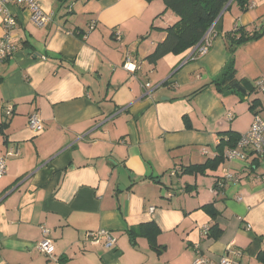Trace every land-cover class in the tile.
<instances>
[{
    "label": "crops",
    "instance_id": "0c3cea01",
    "mask_svg": "<svg viewBox=\"0 0 264 264\" xmlns=\"http://www.w3.org/2000/svg\"><path fill=\"white\" fill-rule=\"evenodd\" d=\"M234 3L206 54L186 62L189 50L155 64L145 58L177 21L162 0H41L52 14L44 27L32 24L29 11L10 8L16 52L0 62V264H191L198 255L210 264L221 257L264 264L257 260L264 250V158L253 167L225 152L215 171L182 173L215 157L218 133L241 136L255 115L264 119L259 90L242 97L261 103L242 130L232 117L239 97L208 85L231 56L225 34L264 29V0H249L244 13ZM260 36L231 47L236 79L252 87L264 80ZM127 53L138 67L133 73L122 68ZM32 114L39 132L27 128ZM208 204L215 219L203 209ZM148 222L160 230L161 255L127 234ZM214 224L218 239L208 236ZM42 228L53 259L36 249ZM105 229L116 239L111 250L87 236Z\"/></svg>",
    "mask_w": 264,
    "mask_h": 264
},
{
    "label": "trees",
    "instance_id": "16d2710c",
    "mask_svg": "<svg viewBox=\"0 0 264 264\" xmlns=\"http://www.w3.org/2000/svg\"><path fill=\"white\" fill-rule=\"evenodd\" d=\"M63 2L64 0H57ZM148 2L152 0H146ZM166 10L171 11L175 16L177 21L167 29H165V38L155 45L154 51L150 56L145 59L150 64L157 63L160 59L166 55H181L189 50H194L196 46L201 42L203 36L207 33L211 27L213 32L211 35V40L213 39V33L219 30L221 24V14L224 10L228 9L230 3L235 2L240 12H247L250 4L249 0H162ZM96 25V24H95ZM89 30V26H88ZM73 34L78 35L76 32ZM261 36L259 32H253L250 34L242 27H237L232 33L225 34L227 43L230 46V58L226 62L223 68H221L220 73L212 81H209V86L213 87L219 94H232L239 97L242 102V97L245 93H252L255 87L244 80H237L236 69H235V59L233 56L232 45H241L247 41L257 40ZM194 56H199L197 51H193L192 55L188 56L186 62H189ZM261 103L259 100H252L249 104V111L252 113H257L255 110ZM184 122L187 128H190V123L188 118H184ZM1 132V129H0ZM219 141L218 145L215 147V157L208 158L203 164L191 165L186 167L182 173L184 174H200L205 175L206 171H215L220 164H222L225 159L224 153L228 149L236 147L239 141V134L232 131L220 132L218 133ZM250 165L257 167L259 163V158H253L249 155ZM203 209L210 214V216L215 219L217 211L214 209L213 204H208L203 206ZM160 230L154 222H148L140 224L136 227L127 230V234L130 238L131 243L135 242L136 237H141L146 239L149 248L155 252L157 255L163 253L164 247L157 244V237ZM221 235V230L217 224L212 225L209 229V237L213 239H218ZM257 260L264 263V250L258 253Z\"/></svg>",
    "mask_w": 264,
    "mask_h": 264
},
{
    "label": "built area",
    "instance_id": "2783aa9c",
    "mask_svg": "<svg viewBox=\"0 0 264 264\" xmlns=\"http://www.w3.org/2000/svg\"><path fill=\"white\" fill-rule=\"evenodd\" d=\"M41 0H0V14L2 16L1 26L3 30V34L0 38V62H4L13 56L16 52V46L12 37V32L16 27V17L13 13H11L10 8H18L21 10H27L31 13V21L33 25L37 27H44L48 25V23L52 20V14L44 12L40 6ZM95 22H92L89 25V31L95 28ZM213 32V28L211 27L207 30V33L201 39V42L194 49L199 53V55H204L208 52L211 46V35ZM114 35L117 39H120L121 34L119 32H115ZM193 50V51H194ZM122 68L124 71H128L130 73L135 72L138 67L133 61L130 54H126L123 58ZM145 96L151 97V92H148V88L150 86L148 84H144ZM255 89L259 90V92L264 93V80L257 81L255 85ZM12 109L8 108L5 112L7 116H11ZM253 121L249 126V129L240 136L239 141L236 147L232 149H228L226 151V158L229 161L237 160L240 162H248L249 155H252L253 158H264V119L259 115H255L252 118ZM27 128L34 132H39L42 129V124L37 115L32 114L28 117ZM6 172L5 160L3 157H0V178ZM226 178L231 179L230 175H227ZM150 212L153 211V208L149 209ZM43 238L37 243L36 249L37 251L45 256L48 259H53L54 253V245L53 242L47 238L49 234V230L42 228ZM202 233L204 235L208 234V229L203 228ZM92 243H99L100 240L104 241V247L108 250H111L116 245V239L105 230H99L97 232H90L87 234ZM219 264H232L230 260L226 257H221L218 261ZM191 264H210V262L204 258L203 256H196Z\"/></svg>",
    "mask_w": 264,
    "mask_h": 264
},
{
    "label": "rangeland",
    "instance_id": "374dc122",
    "mask_svg": "<svg viewBox=\"0 0 264 264\" xmlns=\"http://www.w3.org/2000/svg\"><path fill=\"white\" fill-rule=\"evenodd\" d=\"M259 97L262 98L263 100V105H264V95L263 93L258 92ZM252 100H245L242 101V103L239 101L237 103L241 104V106H236V113L233 112V116H235V119H233V121H235V124L237 126V128L239 129H244L246 127V125L249 123V104ZM231 120V119H230Z\"/></svg>",
    "mask_w": 264,
    "mask_h": 264
},
{
    "label": "water",
    "instance_id": "95a60500",
    "mask_svg": "<svg viewBox=\"0 0 264 264\" xmlns=\"http://www.w3.org/2000/svg\"><path fill=\"white\" fill-rule=\"evenodd\" d=\"M264 33V29L260 31V35H262Z\"/></svg>",
    "mask_w": 264,
    "mask_h": 264
}]
</instances>
